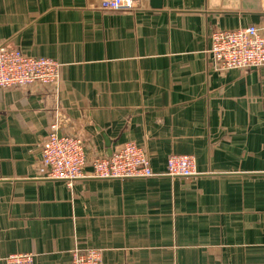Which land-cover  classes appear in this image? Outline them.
Returning a JSON list of instances; mask_svg holds the SVG:
<instances>
[{
	"label": "crops",
	"instance_id": "0c3cea01",
	"mask_svg": "<svg viewBox=\"0 0 264 264\" xmlns=\"http://www.w3.org/2000/svg\"><path fill=\"white\" fill-rule=\"evenodd\" d=\"M101 0H0V45L61 64L58 87L0 89V264H264V67L222 70L215 31L264 21V0H162L112 12ZM80 135L89 159L134 142L165 173L46 178L50 126Z\"/></svg>",
	"mask_w": 264,
	"mask_h": 264
},
{
	"label": "built area",
	"instance_id": "2783aa9c",
	"mask_svg": "<svg viewBox=\"0 0 264 264\" xmlns=\"http://www.w3.org/2000/svg\"><path fill=\"white\" fill-rule=\"evenodd\" d=\"M148 0H101L105 11H135L146 8ZM209 53L222 70L264 67V21L235 31H215ZM61 64L52 58L30 56L18 49L0 45V89L34 85L58 87ZM80 135L61 132L59 122L50 126L41 149L46 178L63 181L69 186L85 179H145L158 176L192 178L198 175L195 159L189 155H172L164 174H157L148 153L134 142L126 143L111 156L89 159ZM6 264H35L31 253L9 255ZM71 264H103L97 250L76 249Z\"/></svg>",
	"mask_w": 264,
	"mask_h": 264
},
{
	"label": "water",
	"instance_id": "95a60500",
	"mask_svg": "<svg viewBox=\"0 0 264 264\" xmlns=\"http://www.w3.org/2000/svg\"><path fill=\"white\" fill-rule=\"evenodd\" d=\"M151 7L152 8H161L162 7V0H152L151 1Z\"/></svg>",
	"mask_w": 264,
	"mask_h": 264
},
{
	"label": "rangeland",
	"instance_id": "374dc122",
	"mask_svg": "<svg viewBox=\"0 0 264 264\" xmlns=\"http://www.w3.org/2000/svg\"><path fill=\"white\" fill-rule=\"evenodd\" d=\"M144 149V148H143ZM146 151V150H145ZM147 152V151H146ZM149 155V154H148ZM172 156V155H171ZM170 158V157H169ZM168 158V159H169ZM168 162V161H167ZM43 165V164H42ZM197 167V166H196ZM167 170V169H166ZM165 173H166V171H165ZM164 174V173H163ZM80 250V249H79ZM88 250H91V249H88ZM92 250H97V251H101V250H98V249H92ZM102 252V251H101ZM15 254H19V253H15ZM32 254V253H31ZM73 254V253H72ZM102 255H103V253H102ZM7 258V257H6ZM71 263H72V261H71ZM6 264V263H5ZM104 264V263H103Z\"/></svg>",
	"mask_w": 264,
	"mask_h": 264
}]
</instances>
